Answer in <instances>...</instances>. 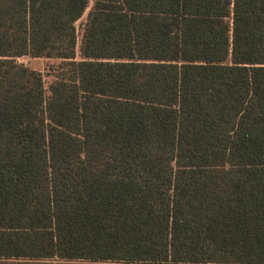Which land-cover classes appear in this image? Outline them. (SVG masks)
I'll return each instance as SVG.
<instances>
[{"label":"trees","instance_id":"obj_1","mask_svg":"<svg viewBox=\"0 0 264 264\" xmlns=\"http://www.w3.org/2000/svg\"><path fill=\"white\" fill-rule=\"evenodd\" d=\"M88 2L0 0V264H264V0Z\"/></svg>","mask_w":264,"mask_h":264},{"label":"rangeland","instance_id":"obj_2","mask_svg":"<svg viewBox=\"0 0 264 264\" xmlns=\"http://www.w3.org/2000/svg\"><path fill=\"white\" fill-rule=\"evenodd\" d=\"M93 0H89L88 6L81 17V19L76 23V36H77V44H76V60L79 59V45L82 37L83 26L87 17L88 12L92 7ZM18 64L24 65L34 71L39 72L44 81L45 88L48 87L49 83L53 79V70L58 65L59 61L53 59H44V58H29V57H22L16 60Z\"/></svg>","mask_w":264,"mask_h":264}]
</instances>
